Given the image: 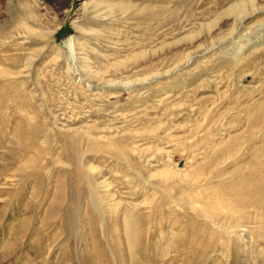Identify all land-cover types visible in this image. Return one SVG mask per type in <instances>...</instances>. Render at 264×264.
I'll use <instances>...</instances> for the list:
<instances>
[{
    "label": "rangeland",
    "instance_id": "obj_1",
    "mask_svg": "<svg viewBox=\"0 0 264 264\" xmlns=\"http://www.w3.org/2000/svg\"><path fill=\"white\" fill-rule=\"evenodd\" d=\"M0 71V264H23L1 258L4 231H46L26 264H66L60 220L86 188L100 202L82 203L78 250L98 231L126 251L131 224L149 264H264L247 191L264 0H0Z\"/></svg>",
    "mask_w": 264,
    "mask_h": 264
},
{
    "label": "bare ground",
    "instance_id": "obj_2",
    "mask_svg": "<svg viewBox=\"0 0 264 264\" xmlns=\"http://www.w3.org/2000/svg\"><path fill=\"white\" fill-rule=\"evenodd\" d=\"M17 5L23 6L25 3L21 2ZM238 7L239 5L234 6L235 9ZM24 18H27L24 14L23 17L21 14L15 16V19L18 20L17 28L22 29V21ZM248 184L247 191L249 193H259V197H256L255 194L252 195L255 196L252 201L258 204H264V173L260 176L253 177V180H251V182L248 181ZM76 194L77 195L71 197L60 220L61 226L63 227V238L59 243V257L61 261H65L66 264H149L150 250L147 245L139 246L142 234L132 231L131 224H127L125 231H122L123 233L121 234V238H125L128 242V249L126 251H122L120 239L118 237H111L108 235L105 239V247L107 249L112 248L113 251L112 253L108 252L102 247L101 241L97 236L98 231H89L91 233V242H82L79 250L74 247L77 236L78 238H82L86 232L80 231L81 227H79L78 223L84 199H89L96 208H98L100 202L98 196L91 188L76 190ZM58 198H60V196H58ZM30 220L33 221L32 218ZM4 233L6 237L3 236V242L5 241L3 251L5 252L2 253L1 258L19 259L23 261V264H26V258L30 253L33 255L39 254L37 250L43 248L42 240L44 238L47 239L49 236V233L46 231H4ZM10 233L14 235L9 238ZM26 236H28L29 239L23 241V238ZM95 252L98 253L97 256L94 254ZM40 254H43V251H41Z\"/></svg>",
    "mask_w": 264,
    "mask_h": 264
}]
</instances>
